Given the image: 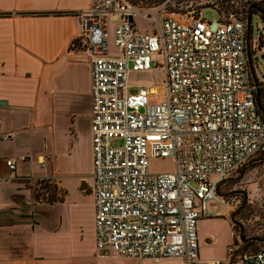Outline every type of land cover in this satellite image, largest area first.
<instances>
[{
    "label": "built area",
    "instance_id": "built-area-1",
    "mask_svg": "<svg viewBox=\"0 0 264 264\" xmlns=\"http://www.w3.org/2000/svg\"><path fill=\"white\" fill-rule=\"evenodd\" d=\"M219 1L210 3L218 9ZM236 1L239 11L222 13L216 22L194 11L150 15L135 0H92L79 13L72 46L88 52L92 66L99 249L131 258L177 257L185 264H264V246L241 251L235 245L223 259L204 260L198 241L199 219L216 214L212 199L232 207L241 202L217 188L264 152L246 11L261 0ZM137 18L152 29L142 31ZM111 19L118 21L113 38ZM155 66L165 68L163 83H141L130 92L131 72ZM155 158L171 159L172 170H152ZM7 164L17 167L12 158ZM42 182V195L51 198L55 181Z\"/></svg>",
    "mask_w": 264,
    "mask_h": 264
},
{
    "label": "crops",
    "instance_id": "crops-1",
    "mask_svg": "<svg viewBox=\"0 0 264 264\" xmlns=\"http://www.w3.org/2000/svg\"><path fill=\"white\" fill-rule=\"evenodd\" d=\"M91 4L0 0V264H185L177 257H126L96 245L92 66L88 52L72 46L79 13ZM117 22L111 19L112 37ZM47 180L55 181L51 198L39 184ZM228 206L209 202L223 215ZM202 240V259L228 255V247L223 256L210 253L213 240Z\"/></svg>",
    "mask_w": 264,
    "mask_h": 264
},
{
    "label": "rangeland",
    "instance_id": "rangeland-1",
    "mask_svg": "<svg viewBox=\"0 0 264 264\" xmlns=\"http://www.w3.org/2000/svg\"><path fill=\"white\" fill-rule=\"evenodd\" d=\"M211 0H135L143 10L150 15L154 12L158 14H174L182 17L190 15L189 11H194L196 15L202 13V16L207 20L216 22L220 18V11L211 5ZM220 2V1H219ZM199 12V13H198ZM138 25L142 31L143 28L150 25L147 21L137 18ZM253 26L249 30L250 39L249 44L251 52H253L252 38L260 35L257 46V56H259L260 69L258 71L259 77H264V31L258 33V23H261L260 19L253 17ZM113 38V37H112ZM113 42V40H112ZM159 59V57H156ZM166 78L165 68L163 66H155L146 71H132L130 75V92L135 93L139 91L138 84L141 83H155L162 84ZM259 155L252 159L245 168L242 167L238 172L231 176L223 188H220V194L226 197H232L238 195L241 199L240 204L237 207H226L227 215H223L222 212L216 213L212 216L202 217V224L204 227L199 229L198 221V241L201 256L204 254L203 239L211 238L212 244H210V253H215L219 256H223L227 249V244L231 238L232 228V214H235V221H238L235 232V237L238 241L229 245L240 246L241 251L256 250L264 245V157ZM152 170L155 171H168L172 170L173 163L171 159L155 158L151 163ZM227 194V195H225ZM236 198V197H235ZM231 218V219H230ZM241 227L243 229V238L254 240L253 244H244L240 237ZM247 240L245 242H249ZM227 256V254H226Z\"/></svg>",
    "mask_w": 264,
    "mask_h": 264
},
{
    "label": "trees",
    "instance_id": "trees-1",
    "mask_svg": "<svg viewBox=\"0 0 264 264\" xmlns=\"http://www.w3.org/2000/svg\"><path fill=\"white\" fill-rule=\"evenodd\" d=\"M239 6H240V4H238L236 0H220V2H219V7L220 8H218V10L220 11L221 14L222 13H224L226 15L236 14L239 11ZM246 11L248 13V18H249V16L251 18L250 29L249 30H251V28H254L253 23H252V19L256 15V17L259 18L260 21H261V23H258L259 25L257 27V31H258V33H261V31H264V0L250 3L248 5ZM259 38H260V35H258V34H257L256 37L253 36V38H252L253 52H251V48H250L251 57L249 59V66L251 68V71H253V73L255 74V76H256V78L258 80L259 87L257 89H259V93H258V91L256 92V94H259L258 95V99H259V102H258L259 106L258 107H259L260 112L264 115V77L261 78L258 75V71L260 69V64H259L260 61H259V56H257V53H256V51L258 49L257 48V46H258L257 44H258ZM263 75H264V73H263ZM260 154L263 155L262 157H264V152L260 153ZM258 155H259V153H258ZM242 167H240L236 171H234L231 176H233L236 172H238ZM227 180H225L220 185V188H223V186L226 184ZM39 184H42L41 188H43L44 183L41 182ZM219 191H221V190L219 189ZM221 192H223V190ZM225 195H227V194H225ZM234 218H235V214H234ZM233 227H234V230H236L237 224L234 221H233ZM234 241L235 242L238 241L237 237H235ZM253 243H254V240H251L249 242H245L244 241L242 243V245H244V244H246V245L249 244L250 245V244H253ZM262 247H260L259 249H261ZM259 249L248 250V251H257Z\"/></svg>",
    "mask_w": 264,
    "mask_h": 264
},
{
    "label": "water",
    "instance_id": "water-1",
    "mask_svg": "<svg viewBox=\"0 0 264 264\" xmlns=\"http://www.w3.org/2000/svg\"><path fill=\"white\" fill-rule=\"evenodd\" d=\"M250 21H251V18H250V16H249V19H248V38H247V50H248V57H249V59H250V57H251V55H250V44H249V39H250V34H249V33H250V32H249V29H250ZM252 76H253V78H254V81H255L256 85L259 86V84H258V80H257L255 74L253 73V71H252ZM257 91H258V93H259V89H257ZM258 95H259V94H257V97H256L257 104H258V102H259ZM258 106H259V104H258ZM249 162H250V161H249ZM249 162H247V163L243 166V167H244L243 172L245 171L246 165H247ZM219 189H220V186L217 188V192H218V193H220ZM231 218H232V221H234V222H236V223H239L238 221H235L234 214H232ZM240 237H241V238L243 237V229H242V227H241V234H240ZM251 239H252V238H249V239H247V240H251ZM242 240H243V241H247L246 239H242Z\"/></svg>",
    "mask_w": 264,
    "mask_h": 264
},
{
    "label": "flooded vegetation",
    "instance_id": "flooded-vegetation-1",
    "mask_svg": "<svg viewBox=\"0 0 264 264\" xmlns=\"http://www.w3.org/2000/svg\"><path fill=\"white\" fill-rule=\"evenodd\" d=\"M259 155H261V154L259 153ZM259 155L256 154L254 157H252V158L250 159V161H251L252 159H254L255 157L259 156Z\"/></svg>",
    "mask_w": 264,
    "mask_h": 264
}]
</instances>
